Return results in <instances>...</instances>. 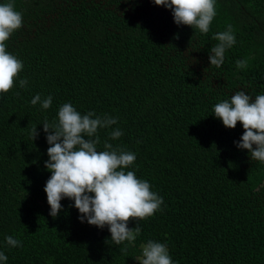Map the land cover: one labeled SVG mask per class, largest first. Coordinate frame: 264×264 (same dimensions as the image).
I'll list each match as a JSON object with an SVG mask.
<instances>
[{
  "label": "trees",
  "instance_id": "16d2710c",
  "mask_svg": "<svg viewBox=\"0 0 264 264\" xmlns=\"http://www.w3.org/2000/svg\"><path fill=\"white\" fill-rule=\"evenodd\" d=\"M12 2L23 26L7 51L24 67L0 94V252L8 258L0 264H139L149 240L165 244L174 264H264V163L237 147L242 124L228 129L213 111L239 91L264 94V0H216L206 34L177 25L154 0ZM229 24L236 44L216 68L213 36ZM37 94L52 96L49 109L31 104ZM65 103L116 118L98 129L97 150L107 141L134 153L126 170L163 198L161 211L129 222L141 228L131 243L82 223L74 200L50 215L43 123H58ZM117 128L123 135L111 140ZM8 236L22 246H8Z\"/></svg>",
  "mask_w": 264,
  "mask_h": 264
},
{
  "label": "clouds",
  "instance_id": "9594fccd",
  "mask_svg": "<svg viewBox=\"0 0 264 264\" xmlns=\"http://www.w3.org/2000/svg\"><path fill=\"white\" fill-rule=\"evenodd\" d=\"M156 6L172 10L177 25L190 26L200 33L210 30L217 15L216 0H154ZM23 26V14L16 10L14 2L0 4V94L13 89L15 80L23 70V62L7 51V41ZM213 39L218 43L210 49V65L219 68L225 60L226 50L236 44L231 24ZM236 67L244 70L248 60H237ZM20 87L28 85L27 79L19 81ZM19 95V93H17ZM52 96L41 98L39 94L31 100L43 109L52 105ZM214 115L228 129H235L240 122L244 129L237 147L247 150L250 158L264 163V94L255 99L243 91L235 93L230 100H223L214 106ZM117 119L96 116L94 112L81 115L71 103L63 104L58 111V123L45 120L43 130L50 147L49 160L45 167L51 177L45 186L50 215L55 218L62 210V199L74 200V206L81 214L80 220L98 228L106 225L111 241L116 245L133 242L141 228H129L132 220H144L161 211L163 198L151 190L147 180L139 179L135 171L126 170L136 160V155L114 148L107 141L104 150L98 151L100 138L98 129L110 128ZM36 127L31 130L32 141L38 137ZM123 132L117 128L110 133L111 140H117ZM255 146V148L253 147ZM54 230V229H53ZM10 247H21L22 241L6 237ZM127 252V246L120 249ZM7 256L0 252V262ZM139 264H174L165 244L149 240L143 246Z\"/></svg>",
  "mask_w": 264,
  "mask_h": 264
}]
</instances>
